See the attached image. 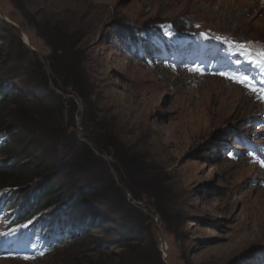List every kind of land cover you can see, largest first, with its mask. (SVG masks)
I'll return each instance as SVG.
<instances>
[{
	"label": "rangeland",
	"instance_id": "1",
	"mask_svg": "<svg viewBox=\"0 0 264 264\" xmlns=\"http://www.w3.org/2000/svg\"><path fill=\"white\" fill-rule=\"evenodd\" d=\"M121 24L124 28H116ZM127 25L143 37L138 43L158 49L164 41L155 31L139 28L165 27V35L171 25L177 33L165 43L175 54L187 49L176 45L181 37L200 48V28L246 45L260 39L257 47L264 52V0H0V85L36 86L15 87L30 105H7L25 124L21 128L7 114L0 125L2 175L20 172H10L14 162L1 152L5 142L12 147L10 139L28 129L27 159L57 165L56 195L86 208L57 213L58 203L43 205L37 213H54V220L68 214L74 236L65 239L59 232L63 240L43 258H0V264H121L133 249L120 243L139 237L144 248L156 244L164 262L158 225L168 264H264V184L254 182L261 177L255 166L229 152L239 131L255 134L248 120L256 108L262 111L261 102L226 79L203 76L201 62L183 67L166 52L153 59L146 48L144 55L139 46L123 48L117 36ZM57 53L68 71L62 86L59 67L51 62ZM75 83L81 86L76 92ZM53 93L73 95L77 109L63 107ZM44 107L49 117L57 115L44 126L64 129L65 137L27 125L36 118L32 111ZM80 165L84 175L77 174ZM110 178L142 215L122 204ZM32 183L28 192L44 181ZM16 185L0 183V189ZM7 216L0 206V224Z\"/></svg>",
	"mask_w": 264,
	"mask_h": 264
},
{
	"label": "trees",
	"instance_id": "2",
	"mask_svg": "<svg viewBox=\"0 0 264 264\" xmlns=\"http://www.w3.org/2000/svg\"><path fill=\"white\" fill-rule=\"evenodd\" d=\"M116 26H117L116 28L118 29L124 28L123 24H121V26L120 25H116ZM131 33H133V35ZM119 34L128 35L131 38H135V39H141V36L138 37L137 35V30H134L133 26L131 25H127V27L121 30ZM61 57L62 56L58 55L57 53L54 59L53 58H52L53 60L51 59V62L54 68L55 66L59 67V69H57L56 71L57 74L59 75V78H58L59 80L57 82L58 86H62V84H64V80H67V76H68L67 74L68 71L65 70L66 68H65V64H63V59L60 60ZM19 70L20 69H18L17 71ZM21 74L24 76V74H26L25 70H23ZM73 74L78 75L77 73H73ZM44 77L46 79L45 72H44ZM21 85L22 83H19L18 86L13 83V85L11 86L12 89H7L3 85H0V125H5V123L7 122V114H8V115L13 116L16 124L18 125L20 124L19 126L21 128H24L23 124L25 123L22 122L23 117L21 115H18L17 110L9 111L8 106H7L9 101L16 102V104L18 102L19 105L21 103H24L25 105L27 103H29V105L31 104L27 100L26 94L24 93L20 94L15 89V87H19ZM25 86L27 85L26 84L22 85V88H26ZM27 87H28L27 89L29 90V89L35 88L36 86H27ZM80 87L81 86L79 83H75L73 84L72 90H75V92L79 91ZM53 97L56 98L59 102L63 103V107L65 106L64 103H67L68 105L73 107L74 111L77 109L76 103L75 101L72 100V98H69L70 99L69 100L55 93H53ZM33 103H35V100L33 101ZM29 108L32 110L31 106ZM47 110L48 108L44 107L41 113H36L35 111H32L33 114L36 115V118L27 119L28 121H31V122H27V125L35 124L37 125V127H39L38 130H41L42 132H48L52 137H55V139L56 138L61 139L65 137L66 134H65L64 129L58 128V130H47V128L44 126V125H47L50 120H53L54 116H57L54 114L52 118L49 117V114L47 113H50L51 110H48V111ZM28 131H29L28 129H25V131L23 130V131L16 133L15 136L12 139H10V142L14 143V145L12 147H9V145H6L7 144L6 143L5 145H3V149L1 152L2 154H4V157L10 158L11 161L14 162V164H10L11 165L10 172H13L12 171L13 168H15L14 172L17 170L20 172L18 174H8L4 176L2 175V173L4 172L3 167L0 166V171H1L0 172L1 173L0 183H8V182L18 183V185L14 187L13 186L4 187V189L5 188H16V187L20 189V190H17L16 193L13 194L16 200H18L22 196H26L24 202L19 207L18 212L16 214L11 213L9 215L10 217H12L11 226L20 227L22 230H25V233H31L32 235H37V236L42 235L43 237H46V238H48L49 235L53 237H59L58 233L60 232L61 236L64 237L65 239H71L75 233H74V230L68 226L69 224L66 221V219L69 218L68 214H62L64 215V217H60L61 219L59 220H54V217L56 216V214L54 213H50L48 215L47 213L39 214L37 213V211L41 210L42 208H45L43 205L47 207L55 203H58V205L55 206L56 208H58L56 210L57 213H58V210L61 208L63 210L69 209L70 211L73 208H76L77 210L85 211L86 210L85 205L83 203H79L77 205L65 204L66 198L64 196L63 198H60L59 196L56 195L55 190H56V186L58 185V183H56V185L53 183L56 177L52 175V171L57 167V165L53 166V165L43 164L40 166L37 163H33L31 161V158H28L29 160L27 159L29 152L25 148L23 140L25 136L24 132H28ZM84 150L87 152V155L90 157V159H92L91 151L87 149L86 146H84ZM79 167H81V169H79L77 174L81 173V175H84V173L82 172L84 168L81 165ZM105 170L107 171L106 168ZM34 179L41 180L42 183L44 181V183L42 185H36V188L33 189L31 196L28 194L26 195L29 189V185L33 184L32 182L34 181ZM115 184L116 183L112 181L110 178L109 185L113 186V189L117 191L119 189L115 186ZM122 184L124 185L125 188H127L132 193L133 187H131L128 183H124L123 181H122ZM41 187L43 188L44 191L41 190ZM120 195L122 197V193ZM152 197L156 199L155 195H153ZM13 202H15L14 199H13ZM151 202L152 204H155V200L154 201L151 200ZM122 204L123 205L126 204V206L130 208V211L132 210V215H133V212H135L136 215L143 214V212L140 211L138 208L129 205L127 199L124 197H122ZM156 207H157V210L162 215L163 213L161 212V209L157 205ZM120 244L126 249V251L128 250V247H131L133 249V250L131 249L128 250L129 255L126 252L124 256L125 259L124 261H122L123 263L121 264H164V262L161 259L159 250L156 248V244H154V246H152L151 248H144L141 237L133 238L132 240H129L128 243L121 242Z\"/></svg>",
	"mask_w": 264,
	"mask_h": 264
},
{
	"label": "water",
	"instance_id": "3",
	"mask_svg": "<svg viewBox=\"0 0 264 264\" xmlns=\"http://www.w3.org/2000/svg\"><path fill=\"white\" fill-rule=\"evenodd\" d=\"M37 53H39V52H37ZM65 97H71L72 99H74L75 101H77V98H75L73 95H64ZM126 189V191H127V193H130L129 192V190L127 189V188H125ZM130 195V194H129ZM137 207H139L140 209H143V210H145V208H143V207H141V206H137ZM158 221V220H157ZM158 236H159V238H160V241H161V244H162V251H163V253H164V262H165V264H168L167 262H166V260H165V256H166V250H167V247H166V242H165V238H164V236H163V233H162V229H161V227H159V225H158Z\"/></svg>",
	"mask_w": 264,
	"mask_h": 264
},
{
	"label": "bare ground",
	"instance_id": "4",
	"mask_svg": "<svg viewBox=\"0 0 264 264\" xmlns=\"http://www.w3.org/2000/svg\"><path fill=\"white\" fill-rule=\"evenodd\" d=\"M261 104V103H260Z\"/></svg>",
	"mask_w": 264,
	"mask_h": 264
}]
</instances>
